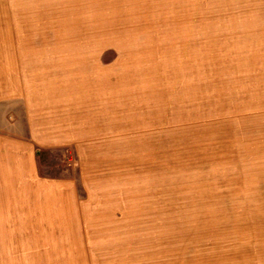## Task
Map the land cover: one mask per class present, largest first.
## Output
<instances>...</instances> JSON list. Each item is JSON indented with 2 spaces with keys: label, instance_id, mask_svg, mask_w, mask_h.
I'll use <instances>...</instances> for the list:
<instances>
[{
  "label": "rangeland",
  "instance_id": "1",
  "mask_svg": "<svg viewBox=\"0 0 264 264\" xmlns=\"http://www.w3.org/2000/svg\"><path fill=\"white\" fill-rule=\"evenodd\" d=\"M15 97L70 209L9 264H264V0H0Z\"/></svg>",
  "mask_w": 264,
  "mask_h": 264
},
{
  "label": "crops",
  "instance_id": "2",
  "mask_svg": "<svg viewBox=\"0 0 264 264\" xmlns=\"http://www.w3.org/2000/svg\"><path fill=\"white\" fill-rule=\"evenodd\" d=\"M8 100L0 99V264L21 263L24 247L49 246L53 225H62L70 209V179L48 174L44 161L49 149L60 147L58 136L45 117L36 129L27 111L17 114L23 98L15 97V105Z\"/></svg>",
  "mask_w": 264,
  "mask_h": 264
}]
</instances>
